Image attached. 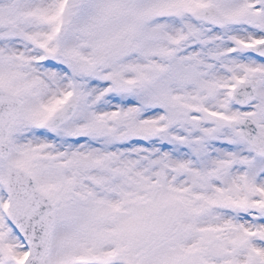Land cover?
Instances as JSON below:
<instances>
[{"label": "snow or ice", "instance_id": "snow-or-ice-1", "mask_svg": "<svg viewBox=\"0 0 264 264\" xmlns=\"http://www.w3.org/2000/svg\"><path fill=\"white\" fill-rule=\"evenodd\" d=\"M0 264H264V0H0Z\"/></svg>", "mask_w": 264, "mask_h": 264}]
</instances>
